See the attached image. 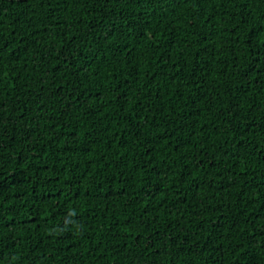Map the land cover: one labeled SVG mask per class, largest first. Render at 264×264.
<instances>
[{
	"label": "trees",
	"instance_id": "obj_1",
	"mask_svg": "<svg viewBox=\"0 0 264 264\" xmlns=\"http://www.w3.org/2000/svg\"><path fill=\"white\" fill-rule=\"evenodd\" d=\"M0 264H264V0H0Z\"/></svg>",
	"mask_w": 264,
	"mask_h": 264
}]
</instances>
